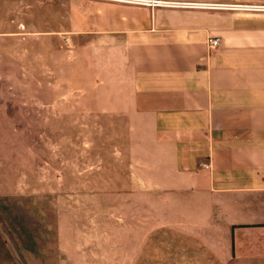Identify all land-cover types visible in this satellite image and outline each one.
Segmentation results:
<instances>
[{
  "label": "crops",
  "instance_id": "1",
  "mask_svg": "<svg viewBox=\"0 0 264 264\" xmlns=\"http://www.w3.org/2000/svg\"><path fill=\"white\" fill-rule=\"evenodd\" d=\"M55 2L51 30L74 48L77 71L91 74L92 90L80 87L128 124L139 264L159 215L168 232L197 239L207 262L264 264V10ZM68 227L55 228L52 251L40 232L23 241L0 221V264H91Z\"/></svg>",
  "mask_w": 264,
  "mask_h": 264
},
{
  "label": "rangeland",
  "instance_id": "2",
  "mask_svg": "<svg viewBox=\"0 0 264 264\" xmlns=\"http://www.w3.org/2000/svg\"><path fill=\"white\" fill-rule=\"evenodd\" d=\"M55 3L0 0V221L23 241L40 232L52 251L55 228L75 226L91 264H139L128 124L80 87L92 90L91 74L77 71L74 48L51 30ZM158 221L145 234V264H225Z\"/></svg>",
  "mask_w": 264,
  "mask_h": 264
},
{
  "label": "built area",
  "instance_id": "3",
  "mask_svg": "<svg viewBox=\"0 0 264 264\" xmlns=\"http://www.w3.org/2000/svg\"><path fill=\"white\" fill-rule=\"evenodd\" d=\"M100 1H109L112 3L117 4H126L130 6H141L145 8H184V7H195L199 9H212V10H229V11H236V10H242V11H251V10H264L262 7H256V6H243V5H226V4H187L182 2H170V1H161V0H100ZM212 47H218L220 46V41L218 39L210 40Z\"/></svg>",
  "mask_w": 264,
  "mask_h": 264
}]
</instances>
